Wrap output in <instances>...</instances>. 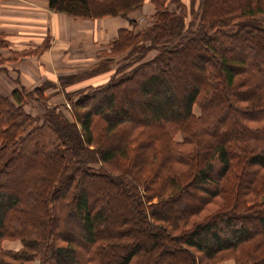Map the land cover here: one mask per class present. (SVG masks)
I'll use <instances>...</instances> for the list:
<instances>
[{"label":"trees","instance_id":"trees-1","mask_svg":"<svg viewBox=\"0 0 264 264\" xmlns=\"http://www.w3.org/2000/svg\"><path fill=\"white\" fill-rule=\"evenodd\" d=\"M47 1L82 18L143 3ZM175 1L152 0V25L118 30L109 51L131 58L103 84L65 91L72 118L40 86L27 91L45 104L40 115L19 89L0 92V243H22L0 244V264H208L226 251L264 264V229L243 226L264 223V0H199L188 22L169 10ZM174 76L198 82L185 94ZM135 89L146 118L133 123L124 104ZM96 182L109 190L94 202ZM187 196L199 200L173 212Z\"/></svg>","mask_w":264,"mask_h":264},{"label":"rangeland","instance_id":"rangeland-1","mask_svg":"<svg viewBox=\"0 0 264 264\" xmlns=\"http://www.w3.org/2000/svg\"><path fill=\"white\" fill-rule=\"evenodd\" d=\"M16 1H19L21 6L15 12L10 10L5 15L0 12V92L10 96L13 88L19 89L26 96L25 109L34 115H40L45 111V104L37 100L34 93L32 95L27 93V91H32L36 86H40L48 97L46 105L55 106L66 103L67 106L63 107L62 110L69 118H72V111L69 102L65 98V91L82 87L86 84H103L111 78L120 65L129 61L132 54H130V50H124L120 53L110 52L107 47L101 48L103 45H107L106 43L103 44V42L98 44L97 42L87 43L85 40H81L78 43L75 41L71 45H66L67 43L64 45L65 47H70L68 54L71 53L72 56L77 55L75 57H79L76 60L79 61L77 62L79 64L74 65L72 68L51 69L45 66L39 58L42 56L44 59V55L48 52L45 51L48 44L49 46L51 43L55 44L56 38H58L55 35V30H50L49 27L47 33H44V27L34 24L36 19L30 15L37 14L38 12L43 13L44 9L42 7L40 11L39 7H27L26 5H22L24 3L21 0ZM198 2L199 0H179L170 2L167 6L169 10L184 13L188 22L193 18L194 13L198 11ZM130 13L132 14L130 19H135V23L128 27L134 31H139L153 24L156 7L152 0H143L142 5L131 10L128 14ZM257 18L264 20V14H259ZM154 54L155 50L148 54L145 59H149ZM82 56L83 58H81ZM198 60L195 57H181L180 62L190 67L194 62L197 63ZM54 62L55 60L52 63L54 64ZM172 82L175 84L178 92L186 91L185 94H187L191 86L198 82V78L174 76ZM128 99L131 105L124 104V107L129 119L134 123L146 118L145 112L140 107L142 100L140 92L136 89L133 90L128 95ZM118 102L123 104L120 99H118ZM194 108L196 112L200 111L197 105ZM208 139L209 137H207ZM209 140H211V143L217 142L214 138H210ZM120 143L121 140L118 138L111 141L113 145H119ZM90 147L94 148L93 145ZM95 165L99 166L100 163ZM215 172L213 171V174ZM108 188L109 185L106 183L99 184L97 182L93 184V187H87L88 190H92L91 199L94 202L99 200L101 196L107 198ZM197 200L199 198L187 196L173 205V212L189 208ZM90 204L91 202H89ZM11 214L16 215V211H12ZM75 221L74 219V228L67 230V234L74 241L78 240ZM243 226L246 228L244 234H252L264 229V223L261 224L255 219L244 222ZM235 227L238 228V225ZM141 242L142 247L147 246L145 238ZM0 244L4 248L12 250H19L22 247L21 240L16 238H4ZM130 264H135L134 260ZM208 264H235V259L231 251H226Z\"/></svg>","mask_w":264,"mask_h":264},{"label":"crops","instance_id":"crops-1","mask_svg":"<svg viewBox=\"0 0 264 264\" xmlns=\"http://www.w3.org/2000/svg\"><path fill=\"white\" fill-rule=\"evenodd\" d=\"M21 1L24 3L22 5H26L27 7H39L40 11L41 7L44 9L43 13L38 12L37 14L30 15L36 19L35 25L39 24L44 27V33H47L49 27L50 30H55V35L58 37L55 44L51 43L50 46L48 44L47 48H45V51L48 52L44 55V59L42 56L39 58L45 66L51 69L72 68L74 65L79 64L77 63L79 61H76L79 57H75L77 55L72 56L71 53L68 54L70 47H65V43H67L66 45H71L75 41L78 43L81 40H85L87 43L97 42L99 44L103 42V44L106 43L107 45L102 44L103 47L101 48H109L110 42L117 36L118 30L128 27L130 25L129 19L132 17L131 13L127 17L121 15H106L98 18L74 17L65 12L50 9L47 0ZM19 6H21L20 2L16 0H0V12L4 15L10 12V10L15 12L16 9L20 8Z\"/></svg>","mask_w":264,"mask_h":264}]
</instances>
